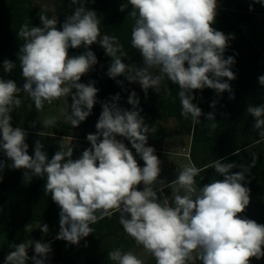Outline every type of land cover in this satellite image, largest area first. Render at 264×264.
Wrapping results in <instances>:
<instances>
[{
    "label": "clouds",
    "instance_id": "1",
    "mask_svg": "<svg viewBox=\"0 0 264 264\" xmlns=\"http://www.w3.org/2000/svg\"><path fill=\"white\" fill-rule=\"evenodd\" d=\"M88 2L95 0H69L72 12L62 24L42 8L40 26L25 22L17 32L23 43L16 61L5 59L0 65L7 75L18 61L23 78L18 86L14 79L0 75V182L5 169L23 170L27 183L33 177L44 179L45 195L59 208V231L54 239L70 245H79L94 232L91 225L118 212L124 232L155 264H251L253 258H264V224L240 215L250 204V189L245 186L248 168L222 157L209 165L222 179L202 187L197 188L195 179L201 169L193 164L171 182L160 179L162 162L148 144L149 134L156 130L145 123L137 92H129L126 103L131 107L125 108L120 93L98 101L97 82H81L98 63L91 50L98 44L110 58L106 76L122 90L129 91L125 81L139 84L147 98L150 89L160 94L166 79L178 86L181 115L194 124H200L204 116L210 132L215 131L219 101H211L208 113L194 101L195 93L205 89L217 97L227 92L229 100L235 99L231 81L237 78L232 70L236 60L234 55L225 56L235 34L213 27L218 0L122 2L119 10H127L133 20L131 47L139 52L140 65L126 62L128 53L118 37L101 34L100 17L86 7ZM257 3L264 6V0H251L249 11ZM81 48L80 54L70 55V49ZM257 79L264 86V75ZM21 93L31 101L27 107L34 105L37 112L45 103L70 97L65 119L73 128L86 121L99 103L96 131L86 135L90 146L73 158V147L65 150L61 142L49 158L37 139L30 154L28 131L12 123L13 111L23 104ZM246 112L264 140V103L248 104ZM38 121L39 117L29 126L35 128ZM56 123V117L45 118L36 135L45 136L44 129ZM238 167L239 171H233ZM165 187L172 189L170 195H165ZM29 230L26 225L24 231ZM40 230L47 235L49 226L41 224ZM10 248L3 264H49L53 251L51 241L43 239L14 243ZM108 259L115 264H145L134 252L119 248L108 252Z\"/></svg>",
    "mask_w": 264,
    "mask_h": 264
},
{
    "label": "trees",
    "instance_id": "2",
    "mask_svg": "<svg viewBox=\"0 0 264 264\" xmlns=\"http://www.w3.org/2000/svg\"><path fill=\"white\" fill-rule=\"evenodd\" d=\"M122 2L126 0H95L94 3H86V7L95 10L100 17L102 35L118 37L128 53L126 62L140 65V54L131 47L133 20L127 16V10H119ZM219 3L213 27L225 34H235V39L229 42L230 46L225 53L226 57L234 55L236 60L232 70L237 78L231 81L235 99L229 100L227 92L217 97L211 89L195 93L194 102L204 113L212 111L209 105L213 99L219 101L215 109L219 125L215 131L210 132L204 116H201L200 124H194L191 118L185 119L181 115L178 86L165 79L155 112L162 121L174 119L180 133L191 136V162L201 169L200 175L195 178L197 188L213 179H222L209 166L215 159L227 157L229 162L235 161L238 166L248 168L245 186L250 189V204L240 215L264 224V140H260L253 129L254 118L246 112L248 104L264 103V86H260L257 79L264 75V6L257 3L254 10L249 11L251 0H219ZM41 9L36 5V0H0V65L5 59L16 61L19 47L23 43L17 37V32L25 22L40 26L38 14ZM71 12L69 0H53V9H46V15L57 18L60 24ZM91 50L97 56L98 63L82 77L81 82H97L96 87L100 89L98 101L120 93V104L126 108L129 91L122 90L105 74L110 58L98 44L92 45ZM83 51L82 48L69 50L70 55H78ZM0 75L14 79L18 86L23 84L18 61L17 67L10 74L5 75L0 67ZM124 87L129 90L130 84L125 81ZM100 112L101 107L97 103L86 121L75 128L57 121L54 135L58 138H72L73 130L95 125ZM221 113L227 115L222 116ZM83 146L84 149L90 146L87 140L83 142ZM156 154L160 159L161 152L156 150ZM137 160L143 166L139 157ZM233 171H239V167ZM44 183V179L37 177H33L30 183L24 182L23 177L18 175L3 178L0 182V237L8 236L13 243H20L40 239L41 233L35 229L38 223L47 224L51 230L59 228V208L50 196L45 195ZM26 225H29V231H24ZM91 227L94 232L82 239L79 245H70L65 241L55 240L54 237L49 239L53 249L49 264H112L113 261L108 259V252L117 248L122 251L127 241L126 233L119 223V213H114L111 218L101 219ZM145 264L154 263L149 260Z\"/></svg>",
    "mask_w": 264,
    "mask_h": 264
},
{
    "label": "rangeland",
    "instance_id": "3",
    "mask_svg": "<svg viewBox=\"0 0 264 264\" xmlns=\"http://www.w3.org/2000/svg\"><path fill=\"white\" fill-rule=\"evenodd\" d=\"M226 1L231 2V0ZM36 5L44 9L52 10L53 0H36ZM131 90H135L140 98V107L143 109L141 115L145 118V123L149 126H154L156 130L154 133L149 134L148 144L161 152L160 160L162 163L160 179L165 180L166 182H171L185 166L192 164L190 158L192 138L191 136L180 133L178 123L174 119L162 121L158 118L155 109L158 106L160 94H157L150 89L147 98H145L143 90L140 88L139 84L135 83L130 84L129 92ZM21 97L23 104L20 108L13 111L12 123L14 127H24L28 131L29 135L27 137V143L29 144V153H32L34 142L37 139H40L44 145V150L47 151L49 155H53L62 142L65 150L73 147V158L79 157V155L84 150L83 142L86 140V135L96 131L95 125L73 130L72 138H58L56 135H54L55 127L44 129L46 133L45 136L39 137L36 135L37 131L42 130L39 123L45 118L56 117L57 121L70 124L66 121L65 115L68 111V103L71 104V98L62 97L59 100L54 101L52 104L45 103L43 109L37 112L34 105L31 108L27 107L31 101L26 97V95H21ZM130 107L131 106L126 103V108ZM38 117L39 121L36 124V127H30V122L37 121ZM125 143L128 144L127 141H125ZM128 146L131 145L128 144ZM262 147V152L264 155V143ZM0 159H3L2 154H0ZM17 175L23 177V170L5 169L3 172V178H10ZM156 187H163V185L157 184ZM171 192V188H164L165 195H170ZM41 224L42 223H38L35 226V229L41 233V237L38 240L43 239L48 241L49 239L55 237L59 231L58 227L53 230L49 229L48 234L45 235L40 230ZM125 238L127 241L122 248L123 252L132 251L138 257L145 260V262L153 260V263L155 264V259L149 253H147L142 248V246H138L135 241L127 234L125 235ZM11 244L14 243L8 236L0 237V264H3L5 255L11 251ZM29 252H31V250ZM32 254L33 253H30L29 255L31 256ZM29 264H31V261H29ZM112 264H115V262H112ZM251 264H264V258L260 260L253 258L251 260Z\"/></svg>",
    "mask_w": 264,
    "mask_h": 264
},
{
    "label": "crops",
    "instance_id": "4",
    "mask_svg": "<svg viewBox=\"0 0 264 264\" xmlns=\"http://www.w3.org/2000/svg\"><path fill=\"white\" fill-rule=\"evenodd\" d=\"M131 147V146H130Z\"/></svg>",
    "mask_w": 264,
    "mask_h": 264
}]
</instances>
